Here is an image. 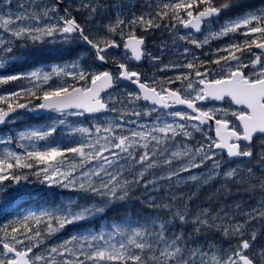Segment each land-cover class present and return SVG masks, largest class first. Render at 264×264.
Instances as JSON below:
<instances>
[{
  "label": "snow or ice",
  "instance_id": "snow-or-ice-1",
  "mask_svg": "<svg viewBox=\"0 0 264 264\" xmlns=\"http://www.w3.org/2000/svg\"><path fill=\"white\" fill-rule=\"evenodd\" d=\"M13 4L14 0H0V70L6 71L5 64L16 62L25 54H34L37 45H67L77 37L90 46L100 63H107L110 49H119L122 44L124 52L119 58L113 57L116 76L109 70H91L77 61L51 65L47 71L36 68L28 73L0 75V85L19 80L33 85L7 96L0 95V103L7 104L6 108L0 106V124L18 117L19 110H50L65 117L47 128L19 132L15 142L24 150L22 153L9 149L0 153V192L5 181L27 180L26 174L18 175L16 170H33L35 161L43 165L32 173L41 184L73 188L84 194L83 199L93 200L83 205L73 201L39 214L31 212L20 221L23 228L0 229L3 232L0 264H264V244L258 243L264 232L254 226L264 222V7H253L246 0H157L155 14L142 12L129 19L120 4L79 0L76 11L86 13L88 20L98 16L111 20L108 13L115 11V20L102 25L104 36L94 39L86 34L87 20L85 24L78 23L68 8L60 15L58 3L41 7L35 0L28 3L19 0L15 10ZM146 6L153 7L151 3ZM222 16L228 19L220 23ZM137 27L144 32L163 27L173 33V44L182 41L197 49L212 39L236 34L243 39L217 48L212 61L202 60L192 48L183 47L179 53L183 59L165 64L161 70L186 71L169 79V87L157 88L156 80L151 84L142 82L141 73L130 67L131 62L145 57L160 61L159 56L145 50V37L136 35ZM178 28L186 32L180 34ZM205 28L208 34L203 40L197 39L194 33ZM108 34L119 35L120 42L108 39ZM5 35L11 39H5ZM254 48L259 51L254 52ZM246 55L251 57L247 62L243 59ZM211 64L217 68H211ZM69 79L83 83L75 86ZM54 80L61 83L52 86ZM120 80L137 86L138 91L103 99L101 92L113 88ZM176 83L181 87H171ZM37 92L42 95L37 96ZM25 95H31L39 103L8 102ZM226 98L238 107L199 106L208 100ZM140 100L149 102L150 107L138 109L136 102ZM177 105L190 111L171 110ZM101 113L114 115L92 127L70 128L69 135L86 138L76 146L50 142L58 127L67 123V116ZM153 114L154 119H141ZM208 121L215 122V138L205 133V142L195 147L177 144L178 137L191 140L190 129L201 131ZM13 142L10 136L0 137V144ZM38 142H43V150L37 146ZM171 145H175L174 150ZM65 153L82 158L80 169L87 166V170L79 172V178L75 165L70 171H62L59 165L51 163L57 158L63 160ZM93 161L95 166H90ZM204 168L206 173L193 172ZM149 176L152 178L148 179ZM189 183L195 190L182 191L181 186ZM214 184L219 187L206 200L209 205L215 202L216 210L202 204L193 209L191 204L199 198L201 188ZM135 190L145 195L146 206L152 210L149 215L133 217L126 212L122 222L112 223L104 230L74 235L59 247L48 249L46 254L33 252L43 238L39 229L27 227L29 220L46 222L51 235L67 225L104 214L117 202L132 200ZM256 192L261 199L247 210L242 208L243 201L220 203L234 195ZM186 226L192 230L185 231ZM213 230L237 238L236 244L224 251L209 240L204 245L198 243L199 238Z\"/></svg>",
  "mask_w": 264,
  "mask_h": 264
},
{
  "label": "trees",
  "instance_id": "trees-1",
  "mask_svg": "<svg viewBox=\"0 0 264 264\" xmlns=\"http://www.w3.org/2000/svg\"><path fill=\"white\" fill-rule=\"evenodd\" d=\"M246 2L249 5H252L253 7L259 8L262 5H264V0H246ZM13 10H15V5H13ZM68 10L71 12V14L76 17L78 23L85 24L86 21H82V17L85 16L83 13L76 11L74 8H68ZM82 16V17H81ZM87 17V15L85 16ZM227 17V16H224ZM88 33H92L93 37L97 38L100 36V32L103 30L99 29V16L96 17L93 20H88ZM127 32L128 30L125 29ZM179 33V32H178ZM136 34L138 35H148L149 32H144L141 28H136ZM6 39H11L10 35H5ZM162 37H164V32L162 31L161 34ZM119 35H112L108 34V39H115L120 40ZM159 38V37H158ZM170 39V37H168ZM173 40V39H171ZM170 40V41H171ZM182 42V41H181ZM19 43H23L22 41ZM213 42H209V47L211 46ZM183 47H190L192 48V52L198 56L202 60L212 61L214 59L209 58L208 51L204 49L206 45L201 48L197 49L194 46L187 45L184 42L180 44V46ZM18 47V44L16 45ZM181 48V50H182ZM171 50V47H169ZM205 53H208V55H205ZM166 58H161L158 62H153V65L151 63L148 65L147 63L143 62L141 64H135L133 62L130 63V67L132 69H135L141 73L142 79L147 80L150 84L152 80H156L158 84L157 87L161 86V83L164 79L168 78L169 75H177L178 72L186 71L185 69H177L173 71H162L161 68L164 65V62H166ZM168 60V59H167ZM73 61L79 62L82 66L86 68H90L91 70L98 71L100 69V66L97 65L96 61L94 60L91 52L89 49L82 46L80 43H78L77 39H75L71 44L67 45H37V50L34 54H25L23 57H21L20 60L13 62L11 64H6V71L4 73L8 74H15L18 72H24L28 69L38 67L40 65H46L49 67L50 65L55 64H67L72 63ZM198 62V61H197ZM211 68H213L210 65ZM169 72V75L166 73ZM69 83H73L76 85H81L83 82H74L69 79ZM19 86H23L22 80L10 82L8 84L0 85V93L1 95L7 96L5 93L14 91L16 89H19ZM127 89L128 92H136L134 88H132L129 85L124 86H117L113 92L110 94L116 96V95H123L125 93L124 89ZM42 95L41 92H37V96ZM27 99H34L31 95H25L21 96L18 101L16 100H10L8 102L16 103V102H22ZM35 100V99H34ZM38 101V100H36ZM145 107L148 106L144 102L137 101L136 106ZM0 106L6 107V103H0ZM112 105L110 104V107ZM53 112H49L47 115H35L33 112H28L24 114V119L22 121H18L14 123V126L16 129H23L27 126H42V125H48L51 121V117ZM79 120L83 122H90L92 120L91 118H83L79 117ZM8 127V125L5 126V129ZM4 129V130H5ZM209 136L212 135L211 132H208ZM59 133L56 132L54 136L52 137L51 141L52 143L56 142L59 139ZM260 138H257L256 143H259ZM201 169H198L200 171ZM12 180H8L3 182V185L12 183ZM219 187V184H214L211 187L205 186L201 188L199 191V198L197 200H194L191 204V207L193 209L196 208L198 204H202L205 207H211L213 211L216 210L218 205L213 202L212 205H209L207 203L206 197L209 195L211 191L214 190V188ZM181 190L184 192H191L195 189L193 188V185L189 183L186 186H181ZM84 194L82 192H79L73 188H63L56 186H51L47 188H42V185L40 186V189L35 193L30 192L27 194V196L21 200L18 201L15 204H10L9 201H6V204L4 201H0V210L2 211V214L0 215V229H3L5 227H8V230H11V227H21L23 228V225L20 223L22 220L21 217H19L22 213H25L29 211L30 209H38L39 207H43L45 209H54L58 206L70 204L71 202L75 201L80 203L81 205L85 203H91L93 200H85L82 197ZM261 199V194L259 192H256L254 194H242V195H234L232 198L229 199H223L220 201V203H226L231 205L234 200L236 201H243L242 208L244 210H247L250 207L256 206V202ZM151 209H149L146 206L145 203V195L140 190H135L133 192V199L128 202H117L116 204H113L109 206V210H107L104 214H100L98 216L92 217L89 220L78 222L77 224L73 225H67L63 229L59 230L55 234L49 235L47 232V224L46 222L36 223L34 220H29L27 222V227L33 228V229H39L41 232V235L44 236L43 242L46 243H53L56 247H59L61 244H63L68 239L69 232H72V234H79L86 231H99L102 226H109L112 223L115 222H122V218H126V212L132 213L133 217L136 216V214H143L145 216L149 215L151 213ZM261 225H264V222H259L255 227H257L258 231L264 232V227H261ZM180 229L177 228V231ZM191 226H186L185 231L190 232ZM33 233H28V235H32ZM3 236V232L0 231V237ZM23 239V237H20ZM245 238H249L248 236H245ZM205 240H209L217 249L227 251L231 247H233L236 242L237 238H234L232 236H225L222 232V230H213L211 232H208L205 236L198 239V243L201 245L205 244ZM258 243L264 244V235L260 236L258 238ZM44 244L42 242L40 243L39 247H43ZM0 249H2V246H0ZM34 250V249H33Z\"/></svg>",
  "mask_w": 264,
  "mask_h": 264
},
{
  "label": "rangeland",
  "instance_id": "rangeland-1",
  "mask_svg": "<svg viewBox=\"0 0 264 264\" xmlns=\"http://www.w3.org/2000/svg\"><path fill=\"white\" fill-rule=\"evenodd\" d=\"M17 2H19V0H14V4L13 5H15ZM24 2L27 3L28 0H24ZM74 9H76L75 6H74ZM223 22L224 21H222V23ZM215 28H216V26H213V29H215ZM207 34H208V29L206 28L202 32L201 37H199V38L196 37V38L199 39V40H203L204 37ZM227 38H229V37H227ZM240 38H241L240 36L235 37V38H231V39L229 38L231 40L229 42L232 43V42L239 41ZM5 39H6V36H5ZM242 39H243V37H242ZM242 39H241V41H242ZM214 40H216L217 43L219 42L217 39H212L210 41L213 42ZM169 42L170 41L167 40L166 42L162 41V42L158 43L155 40V41H152L150 43V46H153L154 44H157V46H160V48H158V54H160V52L162 53L163 45H165L167 48H169V47L175 48L174 51L170 53L169 57L166 58V62H164V65L165 64H169L172 61L178 60L179 57H180L179 53L182 52L181 48H182L183 45L180 46L181 41H178L176 46L174 44L170 45ZM229 42H226V41L225 42H219L214 48H216V49L217 48H223L226 44H229ZM207 45H209V44H207ZM206 47H208V46H206ZM222 54L226 55V53H222ZM121 55H122V53L120 54V56ZM243 59H244L245 62H247L248 59H251V57L246 55L245 57H243ZM146 61L149 62L148 59H146ZM67 64H70V63H67ZM112 64H114V63H112ZM147 64H150V62L147 63ZM60 65H63V64H60ZM5 67H6V64L4 65V69H5ZM49 67H47L46 65H40L38 67L28 69V70H26V71H24L22 73H28V72L36 69V68H44V70L47 71L49 69ZM213 68H217V66H215ZM0 71H2V70H0ZM98 71H101V70L99 69ZM170 71H173V70H170ZM0 75H7V74L4 73V72H0ZM145 81H147V80H145ZM22 83H23V86H19V89L7 92L5 94L8 95V94H10L12 92H16V91H19L21 89H26V88L33 87V85L27 80H22ZM51 83H52V86H56L57 84L61 83V81L54 80ZM162 86H164V84L161 83V87ZM124 91L128 92L127 89H124ZM1 94L2 93H0V95ZM109 95H112V94H110V93L106 94L104 99L107 100ZM136 107L138 109H145V108H148L150 106L148 105V106H145V107H140V106L137 105ZM211 108H229V106L228 105L217 106V105L212 104V105H209L206 109H211ZM173 111H184V110L173 109ZM185 111H187V110H185ZM25 113H28V111H26ZM53 113L54 114H52V117L50 119L51 122L48 125H42V126H27V127L23 128V129H16V127L14 126V123H16L18 121H22L24 119V114L21 115V116H18L16 118H13L12 120H10L8 122V127L5 130H0V137H9L10 136V137L13 138L14 142L11 143V144H0V153H3L5 151V149H9V150H12V151H16V152H21L22 153L24 150L21 149V148H18L16 146V142H15V139H16L18 133L22 132V131L30 130V129L47 128L50 124L55 122L57 119L65 118V117H62L60 113H57V112H54V111H53ZM113 115H114L113 113H101L99 115H96V116L92 117V120L90 122H83V121L79 120L78 119L79 117H77V116H67L66 117L67 123L65 125H63V126H59L58 130H57V132L59 133V137L60 138L56 142H54L53 144L54 145L55 144H59L61 146H66V147L76 146V143H78L81 140L86 139V138L82 137L80 135H75V136L69 135V131H70V128L72 126L92 127L95 123H102L105 118L111 117ZM155 115L156 114H153V117H151V118L141 117V119L142 120L154 119ZM168 119H170V118H168ZM190 131H192L191 140H187L184 137H178L177 138V144L187 143V144H189V146L195 147L198 143L205 142V135H204L205 133L209 136L207 131H202V130L201 131H196L195 129H190ZM101 142H103V141H101ZM42 144H43V142H38V144H37V146L40 147V150H43V148L41 147ZM170 147L174 150L175 145H171ZM81 159H82L81 157H79V156H77L75 154L65 153V158H63V160H61V158H57V161H52L51 163L54 164V165H59L62 171H70L72 166L75 165L77 167L76 176H77V178H79V172L81 170H87V166L84 169H80L79 166H80ZM121 163H123V161H121ZM95 164H96V162L93 161L90 166H95ZM33 165H34L33 170H28V169L16 170V174H18V175L26 174L27 177H28L27 180H21L19 183H16L15 181H11L12 183H10V185L9 184H5V185L2 184L3 191L0 192V201H4L5 204H6V201H9L10 204H15L18 201L23 200L27 196L28 193L33 192V191L36 193L40 189L41 185H42V188L49 187L47 185L41 184L39 182V180L37 179V177L34 174H32L33 171L36 168L42 167L43 165H39L35 161H33ZM175 166L176 165H174V167ZM125 167H127V165H125ZM110 171H111V169H110ZM193 172L194 173H206L207 169L204 168V169H201L200 171L193 170ZM156 174L158 175L159 173L157 172ZM183 175L186 176V175H188V173H184ZM151 178H152L151 176L148 177V179H151ZM42 210H45V208L39 207L38 209H30L29 211H27L25 213H22L19 217L23 218L24 216L28 215L31 212H36L37 214H39V212L42 211ZM1 214H2V211L0 210V215ZM106 227L107 226H102L99 231L104 230ZM99 231H86V232H82V233H79V234H72V232H69V234L67 235L68 236L67 241L71 240L74 235L79 237V236H81L84 233L99 232ZM41 237L44 239V236L41 235ZM26 244H27V242H26ZM42 244H44L43 247H41V248L40 247H36V248H34L33 252L37 253V254H46L48 249H50L51 247L55 246V245H53V243H51V242L50 243H46V242H43V240H42Z\"/></svg>",
  "mask_w": 264,
  "mask_h": 264
},
{
  "label": "flooded vegetation",
  "instance_id": "flooded-vegetation-1",
  "mask_svg": "<svg viewBox=\"0 0 264 264\" xmlns=\"http://www.w3.org/2000/svg\"><path fill=\"white\" fill-rule=\"evenodd\" d=\"M102 2H105V3H107V4H109V5H114V4H120V5H122V6H124L123 8H122V11L125 13V15L130 19L131 18V16L133 15V14H135V15H140L142 12H149V11H151L153 14H155V11H156V8H155V4L157 3V0H102ZM164 2H169V0H164ZM28 3V2H27ZM54 3H58L59 4V14L60 15H63L64 14V9L65 8H74V6L76 7L78 4H79V0H35V4H39L41 7H46V6H48V5H51V4H54ZM149 3H151L152 5H153V7L150 9V8H148L146 5H148ZM70 5H71V7H70ZM261 7H264V5H262ZM81 13H83V15H87L86 13H84V12H81ZM115 11H113V12H110V13H108V17H110L111 18V20L110 19H108V18H102V17H99V29L100 30H103V27H102V25L103 24H107V23H109V22H111V21H114L115 20ZM85 16H81L82 17V21H86L87 20V17H85ZM226 19H228V17H224V16H222V17H220V22L222 23V21H224V20H226ZM213 26H216V24L214 23L213 24ZM89 29V28H88ZM206 29V28H205ZM204 29V30H205ZM203 30V31H204ZM162 31L164 32V37H162L161 36V34H162ZM177 32H179L180 34H183V33H185L186 32V30H184L183 28H178L177 30H176ZM202 31V32H203ZM149 32V34L148 35H144V37H145V50L147 51V52H149V53H151L153 56H159L160 57V60H161V58H163V57H169V55H170V53L171 52H173L174 51V49L175 48H171V50L169 49V48H167L165 45H163V49H162V53L160 52V54H158V48H160V46H157V44H154L153 46H150V43L152 42V41H157L158 43L159 42H166L167 40L168 41H170L171 39H173V33H170L169 31H167L165 28H160V29H154V30H151V31H148ZM202 32L201 33H199V34H195L194 33V35H195V37H201V35H202ZM86 34H89L90 35V37L91 38H94L95 39V37H93V34L92 33H86ZM98 34H100V36H104V31H102V32H100V33H98ZM137 36H143V35H138V34H136ZM238 36H240L241 38L239 39V41H241V39H242V36L240 35V34H236L235 36H229V38L231 39V38H235V37H238ZM159 37V38H158ZM168 37H170V39L168 38ZM120 38V37H119ZM229 38H227V37H223V38H221V39H217L219 42H229V41H231ZM77 39V41H78V43H80V40H79V38L77 37L76 38ZM118 42H120V40H118ZM218 42V43H219ZM237 42V41H236ZM178 43V41L174 44L175 46H176V44ZM182 43V42H181ZM217 41L216 40H214L213 41V43L211 44V46L209 47L208 45H206V46H208V47H204V49L205 50H207L208 51V53H209V55H208V57L209 58H212V59H215V55H214V52H215V50H216V48H214L217 44ZM230 43V42H229ZM169 44L171 45V44H173V40H171L170 42H169ZM150 46V47H149ZM254 51H258V50H256L255 48L253 49ZM124 52V49H123V47H122V44H121V47L119 48V49H115V48H113V49H110L109 50V52H108V54H107V61L109 62V63H113V57H116V58H119V56H120V54L121 53H123ZM181 53V52H180ZM92 54V53H91ZM92 56H93V58H94V55L92 54ZM95 59V58H94ZM146 59H148V61L151 63V65H153V62L154 61H152L150 58H148V57H145L144 58V60H143V62H145V63H149V62H147L146 61ZM179 59L180 60H182L183 58L180 56L179 57ZM189 59H191V57H189ZM142 62V63H143ZM133 63H135L134 61H133ZM136 64V63H135ZM116 65V64H115ZM149 65V64H148ZM211 66L212 67H215L216 65L215 64H211ZM5 70H2V71H0V72H4ZM245 72H246V74H247V71L245 70ZM168 75H169V72H166ZM175 78V75H169L168 76V78H166V79H164L163 81H162V84H164V86H162V87H169V85L167 84V81L169 80V79H174ZM141 81L143 82V81H145V80H143L142 79V76H141ZM161 87V86H160ZM171 87H173V88H179V87H181V85H180V83H176L175 85H171ZM158 88V87H157ZM31 100H34V99H31ZM35 103H39V101H36L35 100ZM212 104H214V105H217V106H222V105H228L229 106V108H236V107H234L232 104H230V102H229V100H227V99H225L224 101H222L221 103H218V104H215V103H212V102H207L206 104H204V105H199L202 109H206L209 105H212ZM6 108V107H5ZM171 110H173V109H171ZM179 110H187V109H179ZM188 111V110H187ZM230 119H232L233 120V122L235 123V120H234V118L233 117H229ZM202 131H207V132H211L212 133V135H210V137H213L214 138V129L212 128V127H209V126H202V129H201ZM259 138V137H258ZM31 255V254H30Z\"/></svg>",
  "mask_w": 264,
  "mask_h": 264
},
{
  "label": "water",
  "instance_id": "water-1",
  "mask_svg": "<svg viewBox=\"0 0 264 264\" xmlns=\"http://www.w3.org/2000/svg\"><path fill=\"white\" fill-rule=\"evenodd\" d=\"M195 34H199V33H195ZM82 44H84L83 42H81ZM86 47H88L92 52H93V50L90 48V46H88V45H86V44H84ZM116 49V48H115ZM259 51V50H258ZM142 61V60H141ZM141 61H139V62H136L137 64H140L141 63ZM98 62V61H97ZM135 62V61H134ZM101 66H103V67H105V66H107V65H109L108 63H100V62H98ZM116 68H117V66H115ZM121 84H129V85H131V86H133L137 91H138V88H137V86H134L133 84H131L130 82H128V81H124V80H120L119 81ZM77 86H80V85H77ZM114 88V87H113ZM113 88H111V89H108V90H106V91H102L101 92V97L104 99V96L106 95V93L107 92H109V91H111ZM227 99V98H226ZM228 100V99H227ZM29 101H32L33 103H35V100H26V101H24V102H22V103H27V102H29ZM143 101V100H142ZM144 103H146V104H148V105H150V103L149 102H145V101H143ZM207 102H212V103H215V104H218V103H221L222 101H213V100H208V101H205V102H202L200 105H204V104H206ZM234 107H238V106H235V105H233ZM177 108H183V109H186V106H183V105H177V106H175L173 109H177ZM188 110V109H187ZM23 110H19V112L18 113H20V112H22ZM50 110H38V111H35V112H33L35 115H37L38 113H41V114H45V113H47V112H49ZM164 111H167V110H164ZM188 111H190V110H188ZM97 115H99V114H97ZM81 117H83V118H85V117H93V115H91V114H86L85 116H81ZM4 125H5V123L4 124H0V128H2V127H4ZM204 126H209V127H212L213 129H214V138H215V136H216V132H215V122L214 121H208V123L207 124H205Z\"/></svg>",
  "mask_w": 264,
  "mask_h": 264
},
{
  "label": "bare ground",
  "instance_id": "bare-ground-1",
  "mask_svg": "<svg viewBox=\"0 0 264 264\" xmlns=\"http://www.w3.org/2000/svg\"><path fill=\"white\" fill-rule=\"evenodd\" d=\"M80 44H81L82 46H84L85 48L89 49V48L86 47L84 44H82L81 41H80ZM89 51L93 54V52H92L90 49H89ZM93 55H94V54H93ZM94 58H95V56H94ZM94 60L96 61V59H94ZM143 60H144V59H142L141 63L143 62ZM96 63H97V65L100 66V70H101V71L109 70V71H112V72H113V75H114V76L118 75V71H117V68L115 67V66H116L115 64L109 63V62L107 61V63H108L109 65L103 67V66H101L97 61H96ZM135 63H136V62H135ZM141 63H140V64H141ZM136 64H137V63H136ZM119 85H120V86H124V85H129V84H121L120 82H117L116 85L114 86V88H113L111 91L107 92L106 94H109V93L113 92V91L115 90V88H116L117 86H119ZM76 86H77V85H76ZM129 86H131V85H129ZM131 87L134 88L133 86H131ZM134 89H135V88H134ZM135 91L137 92L136 89H135ZM104 97H105V96H104ZM27 100H30V99H27ZM25 101H26V100H25ZM141 101H142V100H141ZM22 102H24V101H22ZM22 102H20V103H22ZM142 102H143V101H142ZM145 104H146V103H145ZM147 105H148V104H147ZM149 106H150V105H149ZM177 109H180V108H177ZM181 109H183V108H181ZM25 112H26V110H23L22 112L18 113V116L23 115ZM49 112H53V111H49ZM49 112H47V113H45V114H41V113H38V114H40V115H47ZM85 118H90V117H85ZM6 125H8V122L5 123L4 127L0 128V130H4Z\"/></svg>",
  "mask_w": 264,
  "mask_h": 264
}]
</instances>
